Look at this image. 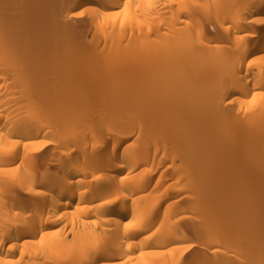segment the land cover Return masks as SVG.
Masks as SVG:
<instances>
[{"label":"bare ground","instance_id":"bare-ground-1","mask_svg":"<svg viewBox=\"0 0 264 264\" xmlns=\"http://www.w3.org/2000/svg\"><path fill=\"white\" fill-rule=\"evenodd\" d=\"M181 262L264 264V0H0V264Z\"/></svg>","mask_w":264,"mask_h":264},{"label":"rangeland","instance_id":"rangeland-1","mask_svg":"<svg viewBox=\"0 0 264 264\" xmlns=\"http://www.w3.org/2000/svg\"><path fill=\"white\" fill-rule=\"evenodd\" d=\"M189 252V256L191 255V253L190 252H193V251H188ZM199 252H201V251H199ZM187 254V252L185 253V255ZM185 255H183L184 257H185ZM188 255V254H187ZM188 257V256H187ZM181 259H183V258H181ZM181 259H180V261H181ZM183 262H184V260H183ZM181 264H182V262H181ZM184 264V263H183Z\"/></svg>","mask_w":264,"mask_h":264}]
</instances>
